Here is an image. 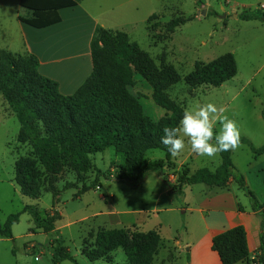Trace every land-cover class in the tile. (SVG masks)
<instances>
[{
    "label": "rangeland",
    "instance_id": "374dc122",
    "mask_svg": "<svg viewBox=\"0 0 264 264\" xmlns=\"http://www.w3.org/2000/svg\"><path fill=\"white\" fill-rule=\"evenodd\" d=\"M114 2L116 4L114 3L113 7L120 3L125 4L119 10L121 15L114 13L115 30L127 33L131 42L138 44L148 53L157 66L163 63L171 65L179 74L181 81L168 90L173 100L184 108H194L207 102L223 107L226 109V115L238 123L241 136L249 139L255 147L264 145V24L239 18L243 12L263 9L264 0ZM108 6L111 7L109 4ZM153 14L156 16L149 21ZM176 18L191 21L171 32L166 25ZM229 53L234 55L237 63L238 74L235 78L217 88L208 85L190 88L186 84L185 78L194 71L197 64H208ZM135 80V96L140 99L146 115L153 120L164 117L167 111L155 104L149 84L139 75L135 76ZM19 130L20 124L15 114L0 93V222L4 223L10 215L21 212L28 205L35 206L41 220L45 219L47 214H53L55 209L62 219L56 223L57 232L46 234L37 228L32 232L31 229H35L32 216L28 213L22 214L19 223L13 226V238L0 236V264H54L53 253L57 246L54 243L58 238L69 248L77 264H109L105 261L91 262L81 253L83 240L94 241L90 235H95L101 228L127 226L132 229L135 226L149 232L159 228L162 220L172 228L176 227L179 216L186 218L189 226L195 228L198 217L196 213H157V210L188 208V204L183 203V200L170 203V196L160 194L164 189L171 187L169 183L177 177L183 166L193 173L200 168L216 169L221 164L220 155L216 158L201 157L193 153L190 146H186L180 156L174 157L171 164H166L162 177L153 172L148 178L147 186L134 190L126 183L114 181L111 177L118 171L117 163H122L123 158L110 148L93 156L94 168L85 175L84 183H80L76 174L67 169L54 176L49 175L44 167L39 165L40 188L55 187L62 192L57 199L59 203H56L51 192H42L36 200L24 196L15 183L16 161L31 152L30 147L18 142ZM215 130L219 131V125ZM147 156L151 160H160L165 159L166 155L161 150H151ZM232 157L238 172L248 179L250 190L258 201L264 204V173L259 168L261 160L255 158L250 147L244 144L232 151ZM97 171H101L105 176L98 179L96 189L81 194L78 198L75 196L79 191L77 188L64 190L65 185L69 183L77 184L79 188L93 185L97 179ZM49 180L54 181L53 186H50ZM236 188L231 192L235 193ZM193 189L189 200L193 210L201 208L207 202H219L228 194L223 189L203 184L196 185ZM239 195L240 200L249 207L251 201L248 194L241 190ZM129 211L133 214L129 215ZM110 214L118 215L113 217ZM170 231V228L162 231V236L170 237ZM133 232L135 231L129 230L130 247L136 242L132 237ZM112 255L115 258L111 264H129L125 249L119 248ZM156 256L151 264H154ZM167 256L161 264L173 259L172 249ZM62 264L75 263L64 261Z\"/></svg>",
    "mask_w": 264,
    "mask_h": 264
},
{
    "label": "trees",
    "instance_id": "16d2710c",
    "mask_svg": "<svg viewBox=\"0 0 264 264\" xmlns=\"http://www.w3.org/2000/svg\"><path fill=\"white\" fill-rule=\"evenodd\" d=\"M81 2L83 0H20L21 6L32 10L35 15L33 20L21 21L37 29L47 28L61 22L60 10L76 7ZM155 16L152 15L149 21ZM239 18L264 23V8L243 12ZM188 21L191 19L176 18L166 27L172 32ZM90 48L92 74L69 96L60 93L56 81L40 74V62L36 56L0 49V93L20 124L18 142L31 148V152L19 158L15 165V183L26 197L37 200L42 192H51L59 203L57 199L61 190L40 188L39 165L54 176L67 169L76 174L80 183H84L85 175L94 168L93 156L112 148L122 156L123 164L111 177L135 190L146 184L151 173H162L166 164H171L174 159L160 139L164 135L163 128L177 126L183 115V105L168 93L181 81L175 68L164 63L157 66L148 53L121 31L98 27ZM237 74L235 57L229 53L208 64H197L185 82L190 88L206 85L217 88ZM136 75L149 84L155 104L167 111L159 120L147 116L140 99L127 90L128 86L136 85ZM262 117L264 119V104ZM241 144L248 145L256 157L264 155V145L256 148L243 136ZM151 150L165 152V159L151 160L147 156ZM220 157L221 164L214 172L209 168H200L192 173L183 166L177 175L178 185L170 193L180 197L186 186L202 184L224 189L232 179L248 194L252 206L261 210L263 223L258 261L264 264V207L248 187L245 177L238 172L232 160V151L220 153ZM102 176L105 175L97 171L93 185L79 188L77 184L69 183L64 190L77 188L79 191L75 196L78 198L96 189V182ZM49 181L53 186L54 181ZM25 213L31 215L35 222L32 232L37 228L46 234L55 233L56 223L62 219L55 209L53 214H47L41 220L35 206L28 205L21 212L10 215L4 223L0 222V236L12 239L13 226ZM129 230L135 231L132 237L136 242L132 247L129 246ZM90 236L94 241L83 240L82 255L91 262L105 261L109 264L115 258L112 253L119 248L126 250L129 264H151L162 243L159 231L144 232L135 227L101 229ZM55 244L54 264L64 261L77 264L69 248L59 238ZM212 250L219 255L222 264L248 261L250 252L246 229L237 226L215 236Z\"/></svg>",
    "mask_w": 264,
    "mask_h": 264
},
{
    "label": "crops",
    "instance_id": "0c3cea01",
    "mask_svg": "<svg viewBox=\"0 0 264 264\" xmlns=\"http://www.w3.org/2000/svg\"><path fill=\"white\" fill-rule=\"evenodd\" d=\"M107 1L83 0L76 7L60 10L58 15L61 22L58 24L37 29L21 21V19L33 20L35 15L32 10L22 7L20 0H0V49L14 54L29 53L36 56L40 62V74L56 81L62 95H73L92 74L93 62L90 46L96 29L102 27L116 31V26H114L116 15L114 13L121 15L119 10L125 4L120 3L117 7H113L112 5L116 2L114 0ZM117 1L120 2V0ZM262 126L264 134V125ZM254 157L261 160L259 168L264 173V155L258 157L254 155ZM122 164L123 161L117 163L119 166ZM158 174L162 177V173ZM245 179L249 187L248 179L246 177ZM147 182L143 188L147 186ZM169 184L171 187L164 189L160 195L170 196V203L183 200V203L188 204V208L157 210L156 212H176L180 215L196 213L198 215L197 225L195 228H191L183 216H179L174 228L169 223L160 221L159 228L154 230L160 232L162 244L154 264H158L159 261V264L163 263L171 249L174 252V257L164 264H222L219 255L212 250L213 239L237 226H243L246 229L250 252L248 261L239 264H258L263 223L261 210H256L251 203L248 207V204L240 200L241 189L232 179L227 189H223L228 194H225L219 202L204 203L201 208L196 210L190 208L191 204L189 203L194 186H186L183 196L179 197L170 193L171 189L178 185L177 177ZM234 188H236L235 193L231 192ZM259 203L264 207V204L260 201ZM127 213L133 214L131 211ZM117 215L110 214L113 217ZM126 228L129 227L126 226ZM169 228L172 235L164 238L162 231ZM137 229L143 231L140 228Z\"/></svg>",
    "mask_w": 264,
    "mask_h": 264
},
{
    "label": "clouds",
    "instance_id": "9594fccd",
    "mask_svg": "<svg viewBox=\"0 0 264 264\" xmlns=\"http://www.w3.org/2000/svg\"><path fill=\"white\" fill-rule=\"evenodd\" d=\"M130 94L135 89L128 86ZM219 125V131L216 127ZM160 139L172 157L180 156L186 146L193 153L207 158H216L220 153L235 151L241 146V129L238 123L226 115V109L212 102L186 107L175 127H164ZM215 171V169H211Z\"/></svg>",
    "mask_w": 264,
    "mask_h": 264
},
{
    "label": "water",
    "instance_id": "95a60500",
    "mask_svg": "<svg viewBox=\"0 0 264 264\" xmlns=\"http://www.w3.org/2000/svg\"><path fill=\"white\" fill-rule=\"evenodd\" d=\"M203 14H205V12Z\"/></svg>",
    "mask_w": 264,
    "mask_h": 264
}]
</instances>
